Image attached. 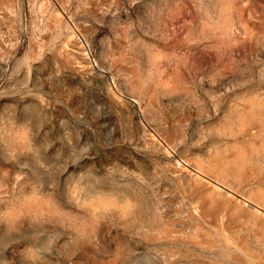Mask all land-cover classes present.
I'll list each match as a JSON object with an SVG mask.
<instances>
[{
	"label": "rangeland",
	"instance_id": "1",
	"mask_svg": "<svg viewBox=\"0 0 264 264\" xmlns=\"http://www.w3.org/2000/svg\"><path fill=\"white\" fill-rule=\"evenodd\" d=\"M0 264H264V0H0Z\"/></svg>",
	"mask_w": 264,
	"mask_h": 264
}]
</instances>
